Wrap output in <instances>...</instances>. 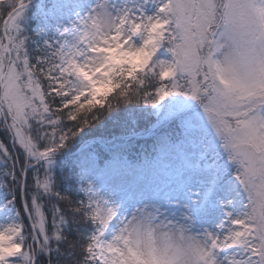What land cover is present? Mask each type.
<instances>
[{
	"label": "snow or ice",
	"instance_id": "1",
	"mask_svg": "<svg viewBox=\"0 0 264 264\" xmlns=\"http://www.w3.org/2000/svg\"><path fill=\"white\" fill-rule=\"evenodd\" d=\"M0 264H264V0H0Z\"/></svg>",
	"mask_w": 264,
	"mask_h": 264
},
{
	"label": "trees",
	"instance_id": "2",
	"mask_svg": "<svg viewBox=\"0 0 264 264\" xmlns=\"http://www.w3.org/2000/svg\"><path fill=\"white\" fill-rule=\"evenodd\" d=\"M0 139H2V136H0Z\"/></svg>",
	"mask_w": 264,
	"mask_h": 264
}]
</instances>
